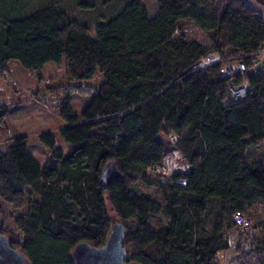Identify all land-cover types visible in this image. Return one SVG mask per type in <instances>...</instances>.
Wrapping results in <instances>:
<instances>
[{
  "label": "trees",
  "instance_id": "obj_1",
  "mask_svg": "<svg viewBox=\"0 0 264 264\" xmlns=\"http://www.w3.org/2000/svg\"><path fill=\"white\" fill-rule=\"evenodd\" d=\"M44 1L0 0V70L11 60L32 72L65 62L68 92L91 101L60 110L67 151L51 132L40 134L57 164L40 165L24 136L0 148L2 234L30 264H74L78 243H105L113 214L125 228L127 262L219 264L233 216L264 205V163L246 159L253 149L264 154V72L221 73L222 61L252 62L264 14L246 0H156L153 17L142 0H78L82 15L67 0ZM183 21L211 44L187 39ZM212 51L221 62L198 67ZM243 80L251 91L236 98L230 87ZM171 149L187 169L165 175L157 166ZM108 161L122 178L103 186ZM3 207L12 210L8 231ZM155 217L165 221L153 225ZM253 243L239 254L260 252L264 264V238Z\"/></svg>",
  "mask_w": 264,
  "mask_h": 264
},
{
  "label": "rangeland",
  "instance_id": "obj_2",
  "mask_svg": "<svg viewBox=\"0 0 264 264\" xmlns=\"http://www.w3.org/2000/svg\"><path fill=\"white\" fill-rule=\"evenodd\" d=\"M67 1L73 5L72 7L75 6L78 9L77 14L80 12L82 15L81 7L75 5L78 0ZM142 1L149 16L153 17L158 11L157 1ZM42 2L46 1L33 0V5L37 6ZM249 3L257 10L264 11V7L254 0ZM86 15L94 17V11H89ZM181 24V30L187 39L197 40L206 45L211 44L207 34L201 29L188 21H183ZM93 32L94 30L91 33L93 34ZM221 60L219 55L218 63ZM222 64V69H226L229 63L222 61ZM94 80L100 82L102 80L101 75L96 74ZM68 82L65 62L60 64L47 62L40 72H32L21 66L18 61L11 60L4 70H0V106L6 109L2 122H0V148L6 149L15 137L24 136L28 150L40 165L57 164L51 158L50 150L40 142V134L51 132L56 146L67 151L70 147L59 135V129L64 125L60 110L69 101L71 108L75 112H79L91 101V96L69 93ZM171 155L173 156L171 163H165V170L169 174L181 170L179 166L184 162L183 158L179 156L176 158L173 154ZM246 159L248 161L259 160L264 163V154L260 149H253L248 152ZM163 172L165 173V171ZM140 189L157 200L162 198L160 192L154 187L140 186ZM1 210L3 219L7 224H4V227L8 231L9 228L13 227L10 217L12 210L10 207H3ZM111 216L114 222L116 219L113 214ZM243 217L245 222L243 220L240 223L235 222L234 230L228 233L230 247L227 251L219 253V264H262L263 257L260 252L253 250L251 254L245 256H241L239 253L242 248L252 247L254 249L255 244L253 242L256 237L264 238V205L252 206ZM164 221V217L152 218L153 225ZM15 238L22 240L18 234L15 235Z\"/></svg>",
  "mask_w": 264,
  "mask_h": 264
},
{
  "label": "water",
  "instance_id": "obj_3",
  "mask_svg": "<svg viewBox=\"0 0 264 264\" xmlns=\"http://www.w3.org/2000/svg\"><path fill=\"white\" fill-rule=\"evenodd\" d=\"M264 7L263 0H254ZM115 161H108L101 173L100 183L107 186L113 179H121ZM125 228L115 220L102 246L94 247L87 242L78 243L72 250L74 264H133L126 260L124 247ZM0 264H30L23 253L10 246L8 238L1 232L0 218Z\"/></svg>",
  "mask_w": 264,
  "mask_h": 264
},
{
  "label": "built area",
  "instance_id": "obj_4",
  "mask_svg": "<svg viewBox=\"0 0 264 264\" xmlns=\"http://www.w3.org/2000/svg\"><path fill=\"white\" fill-rule=\"evenodd\" d=\"M261 12L264 14V11H261ZM218 61H219V53L216 51H212V52L208 53L206 55V57L203 58L198 63V67H203V66H207L210 64H215V63H218ZM246 72L251 73V74L264 72V44H263L262 48L258 51V53L254 56V58L252 59V62L248 65V67H246L243 62H240V61L237 62L236 61V62H232V63L227 64L226 69L221 68V73L224 77H229V76H232L234 74L244 75ZM230 89H231V92L234 95V97L237 98V97H244L245 95H247L248 92L251 91V86H250L249 82H247L246 80H243L240 85H238V86L232 85L230 87ZM168 138H169V141L172 145H174L177 141V136L174 133L169 134ZM171 154H173L176 158H178L177 156L182 158V155L179 153L178 150L171 149L170 152H168L164 156L163 163L161 165L157 166L158 171L161 172V170H162L161 173H163L165 175H170L165 170V163H167V164L171 163V160L173 158V156ZM183 163L179 166V168L181 170H177V171H185L187 169L186 163L185 162H183ZM174 164H176V163H174ZM182 166H184V168H182ZM172 170H175V169H172ZM163 171H165V173ZM243 216H245V215L241 214V213H236L233 216L234 223L235 222L240 223V222H242V220L245 222V219Z\"/></svg>",
  "mask_w": 264,
  "mask_h": 264
},
{
  "label": "bare ground",
  "instance_id": "obj_5",
  "mask_svg": "<svg viewBox=\"0 0 264 264\" xmlns=\"http://www.w3.org/2000/svg\"><path fill=\"white\" fill-rule=\"evenodd\" d=\"M249 2L251 1V0H248ZM253 1V0H252Z\"/></svg>",
  "mask_w": 264,
  "mask_h": 264
},
{
  "label": "crops",
  "instance_id": "obj_6",
  "mask_svg": "<svg viewBox=\"0 0 264 264\" xmlns=\"http://www.w3.org/2000/svg\"><path fill=\"white\" fill-rule=\"evenodd\" d=\"M248 1V0H247Z\"/></svg>",
  "mask_w": 264,
  "mask_h": 264
}]
</instances>
